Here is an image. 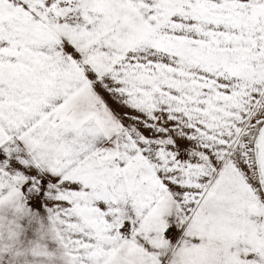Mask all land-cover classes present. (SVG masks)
<instances>
[{"label": "snow or ice", "instance_id": "6c2138e0", "mask_svg": "<svg viewBox=\"0 0 264 264\" xmlns=\"http://www.w3.org/2000/svg\"><path fill=\"white\" fill-rule=\"evenodd\" d=\"M0 264H264V0H0Z\"/></svg>", "mask_w": 264, "mask_h": 264}]
</instances>
